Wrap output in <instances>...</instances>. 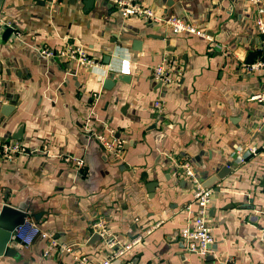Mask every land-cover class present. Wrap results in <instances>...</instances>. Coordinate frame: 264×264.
<instances>
[{
    "label": "crops",
    "instance_id": "0c3cea01",
    "mask_svg": "<svg viewBox=\"0 0 264 264\" xmlns=\"http://www.w3.org/2000/svg\"><path fill=\"white\" fill-rule=\"evenodd\" d=\"M134 1L210 40L122 18L107 0H0V21L15 27L0 37V104L15 103L9 116L0 114V142L36 150L0 158V206L23 210L72 250L45 257V239L24 246L12 238L16 253L0 264H75L79 255L99 262L111 243L131 245L113 264H264V151L250 153L264 142V103L250 100L264 92V70L242 67L250 53L254 62L261 56L255 8L248 0ZM66 43L82 46L96 66L38 51ZM170 57L179 71L163 89L152 73ZM109 70L125 78L105 89ZM159 99L160 114L153 110ZM87 128L112 130L121 157L107 154ZM58 155L84 165L77 170ZM181 164L201 184L229 164L207 188L213 242L205 255L188 252L181 239L196 209ZM99 221L108 236L89 244Z\"/></svg>",
    "mask_w": 264,
    "mask_h": 264
},
{
    "label": "built area",
    "instance_id": "2783aa9c",
    "mask_svg": "<svg viewBox=\"0 0 264 264\" xmlns=\"http://www.w3.org/2000/svg\"><path fill=\"white\" fill-rule=\"evenodd\" d=\"M51 3L57 2L58 0H47ZM111 2L115 10L122 18L136 17L140 18L149 23L163 22L171 31L175 34L178 33H190L200 36L206 40H210L209 36L203 32V30L197 29L192 24H189L178 17H167L164 18L154 12V10L145 7L141 4L136 3L134 0H107ZM250 5L255 8L254 23L258 34L262 37L261 45V56L259 60L246 67L248 71L257 69L264 70V9L261 7V0H248ZM9 23H2L0 21V37L3 30L9 27ZM39 53L43 58L60 57L66 60L76 61L78 64L84 67H94L95 61L93 57L79 45L74 43H66L63 47L52 48L46 44H43L38 49ZM179 71L178 61L175 58H164L163 62L156 65L153 70V78L161 88L165 89L176 82L174 72ZM251 100L259 103H264V92L251 96ZM162 109V103L156 100L153 104V110L160 114ZM88 122V121H87ZM264 123V118H263ZM88 136L94 140L103 148V150L109 154L113 159L121 157L122 152V141L115 138L114 132L108 130L106 133L97 132L95 129L87 128ZM258 150L264 151V142L259 148H250V153L255 154ZM33 151H30L24 145L17 142H0V158L5 160H11L18 155H26ZM58 158L64 162L75 161L78 169L83 167V161L80 159L70 158L69 156L58 155ZM181 168L185 170V174L192 180L193 190L192 203L195 205L193 211L190 210L191 225L181 230V239L185 248L188 252L205 255L208 251V246L213 242L211 235V228L207 222L209 203L211 200L212 192L210 189L203 188L200 180L194 175L192 170L187 164H181ZM93 230H97L100 236L105 240L108 236L105 224L102 221L96 222L93 226ZM37 237H41L47 241V247L43 252V256L49 257L53 252L65 251L72 252L69 246H65L53 239L51 234L43 232L38 225L28 217H25L22 224L15 227L12 238L19 244L29 246ZM107 243L109 242L106 240ZM111 248L115 247L110 256L99 261L94 262L88 259L86 256L79 255L74 258L75 264H113L114 261L118 260L123 254L131 247L130 244L114 245L110 244Z\"/></svg>",
    "mask_w": 264,
    "mask_h": 264
},
{
    "label": "water",
    "instance_id": "95a60500",
    "mask_svg": "<svg viewBox=\"0 0 264 264\" xmlns=\"http://www.w3.org/2000/svg\"><path fill=\"white\" fill-rule=\"evenodd\" d=\"M93 1L94 0H83L85 5L88 4L90 5L91 2ZM14 30L15 27L13 25L6 27L4 29L3 34L1 35L2 39L6 40V37H8ZM107 57H108V62L106 64H109L110 56ZM256 58H257V54L250 53L247 56V58H245L242 67L246 68L247 66L253 64ZM124 78H125L124 74L116 72L114 70H109L104 75L102 87L105 89H110L116 80H123ZM14 106H15L14 101L5 104H0V114L4 117L9 116V114H11L12 111L14 110ZM13 138L16 140L20 139L18 136ZM229 169H230L229 164H227L225 167H222V169L218 168L216 170V173L212 176L211 180L209 181L206 180L202 183V187L203 188L215 187L214 185H216L219 182V180L223 179L227 175ZM25 217H26V213L23 210L10 206L9 204H3L0 206V258L4 256L13 257L15 255L16 252L10 246L12 240V234L15 227L23 223ZM100 241H102V237L98 232H94L90 236L88 243L93 244L95 242H100ZM130 264H134V261L131 262Z\"/></svg>",
    "mask_w": 264,
    "mask_h": 264
},
{
    "label": "rangeland",
    "instance_id": "374dc122",
    "mask_svg": "<svg viewBox=\"0 0 264 264\" xmlns=\"http://www.w3.org/2000/svg\"><path fill=\"white\" fill-rule=\"evenodd\" d=\"M250 100H251V97H250ZM252 101H254V100H252ZM184 174H185V170H184ZM186 175V174H185ZM187 176V175H186Z\"/></svg>",
    "mask_w": 264,
    "mask_h": 264
}]
</instances>
